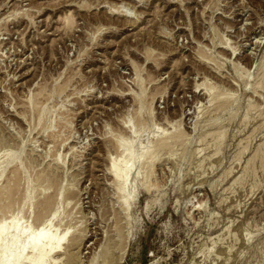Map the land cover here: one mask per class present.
I'll list each match as a JSON object with an SVG mask.
<instances>
[{"label":"rangeland","instance_id":"1","mask_svg":"<svg viewBox=\"0 0 264 264\" xmlns=\"http://www.w3.org/2000/svg\"><path fill=\"white\" fill-rule=\"evenodd\" d=\"M263 71L264 0H0V185L22 169L8 223L35 230L53 198L43 227L71 255L48 264H264V161L246 171ZM134 141L128 204L130 174L108 168Z\"/></svg>","mask_w":264,"mask_h":264},{"label":"bare ground","instance_id":"2","mask_svg":"<svg viewBox=\"0 0 264 264\" xmlns=\"http://www.w3.org/2000/svg\"><path fill=\"white\" fill-rule=\"evenodd\" d=\"M261 69V68H260ZM264 73V71L262 72ZM263 75V74H262ZM261 77H259V80L261 81ZM264 81V80H263ZM258 84L259 86L262 85V83L260 84L259 83H256ZM256 84L254 85L256 87V89L259 90V87L258 85L256 86ZM264 85V84H263ZM253 86V87H254ZM252 87V86H251ZM258 87V88H257ZM255 89V88H254ZM253 89V91H254ZM252 90V88H251ZM263 90V89H261ZM264 91V90H263ZM258 93V92H257ZM262 93V92H261ZM226 94V93H225ZM227 95V94H226ZM220 97V96H219ZM219 97H215V99L218 98L219 100ZM227 97V96H226ZM225 97V98H226ZM261 97V96H260ZM214 99V100H215ZM212 101V100H211ZM221 101V100H220ZM212 102H217L216 100L215 101H212ZM226 102L225 99L223 102H220V104H218L219 108L222 106V103ZM228 102V100H227ZM226 102V103H227ZM143 101H142V105H143ZM225 105V104H224ZM263 106H264V103H263ZM216 107V106H215ZM251 107V106H250ZM257 107V106H256ZM256 107L254 109H256ZM262 107V106H261ZM259 107V108H261ZM142 108V106H141ZM222 108V107H221ZM252 109V108H251ZM250 109V110H251ZM258 109V108H257ZM218 110V109H216ZM261 110V109H259ZM258 111V110H257ZM142 112V111H141ZM256 112V111H254ZM261 112V111H260ZM259 113V112H258ZM257 113V114H258ZM261 115V113L259 114ZM264 115V113H263ZM262 115V117H263ZM257 116V115H256ZM245 117V116H244ZM247 117V116H246ZM245 117V118H246ZM261 119V118H260ZM251 120V119H250ZM248 121V120H247ZM264 121V120H263ZM244 122V121H243ZM242 122V123H243ZM246 122V120H245ZM229 124V123H228ZM248 124V123H247ZM220 126V125H219ZM261 126L262 123H261ZM221 127V126H220ZM246 128V127H245ZM259 128V127H258ZM261 128V127H260ZM220 129H223V128H220ZM256 129V127H255ZM263 129V128H262ZM216 130V129H215ZM214 130V131H215ZM222 131V130H221ZM259 131V130H257ZM219 132V130H218ZM217 130H216V133H218ZM256 132V130H255ZM213 133V132H212ZM216 133L214 132V135L212 136H215L216 137ZM221 133V132H220ZM217 134L218 135H220ZM224 133V132H223ZM226 134V133H225ZM208 135V134H207ZM211 135V134H210ZM227 135V134H226ZM209 136V135H208ZM221 136V135H220ZM178 137H181V136H177V137H174L172 139H177ZM221 138V137H220ZM223 138V137H222ZM248 138V137H247ZM246 138V139H247ZM179 139V138H178ZM181 139V138H180ZM210 139V138H209ZM216 139V138H215ZM218 139V137H217ZM249 139V138H248ZM174 140V141H175ZM173 141V140H172ZM173 141V142H174ZM218 141V140H217ZM172 142V143H173ZM178 142V141H176ZM175 142V143H176ZM208 142H211V141H208ZM1 143V142H0ZM170 143V142H169ZM171 143V144H172ZM174 143V144H175ZM206 143V142H205ZM241 143V142H240ZM243 143H245V141H243ZM247 143V142H246ZM2 144V143H1ZM204 144V143H203ZM212 144L214 145V143L212 142ZM238 144V143H237ZM135 145V146H134ZM169 145L168 144V140L167 139H159L152 147H157V148H160V147H163V146H167ZM176 145V144H175ZM216 145V144H215ZM241 145V144H240ZM245 145V144H244ZM208 147H210L209 145H207ZM247 146V145H246ZM3 147V146H2ZM152 147L150 146V149H149V152H150V155L149 157H147L148 159L147 160V164L149 165V163L155 159V156H154V151L152 149ZM215 147V146H214ZM245 147V146H244ZM164 148V147H163ZM171 148V147H169ZM174 148V147H173ZM243 148V147H242ZM120 156L115 159V160H111L110 161V164H109V168H108V171L109 173L111 174V176H113V180L115 182V184L119 185L120 182H121V179H122V175H123V171L124 172H128L130 174V179L128 180V182L124 185V186H121L120 187V192H119V196L121 198H124L123 201L125 200V198H128L129 199V202L128 204L136 197L137 195V191H138V187H137V183H136V180L133 179V177L135 176V174L137 172H139V169L141 167V159L143 156V151L141 150V147L138 146V143L137 141H134L133 144H132V147L130 148L128 145H122L120 146ZM130 149H134L135 152L133 155H130L129 154V150ZM167 149V148H166ZM216 150V148H214ZM217 149H219V147H217ZM157 150V149H156ZM155 150V151H156ZM162 150V149H161ZM242 150V149H241ZM171 151V150H170ZM219 153V151H218ZM241 153V151H240ZM245 153V152H244ZM156 154V153H155ZM202 154V153H201ZM217 154V152H216ZM243 154V153H241ZM172 155V154H171ZM213 156V155H212ZM241 156V155H240ZM211 157V156H210ZM214 157H216L214 155ZM1 158V157H0ZM4 157L2 156V159ZM7 158V155L6 157ZM12 158V157H11ZM239 158V157H238ZM6 159L3 160V162L5 161ZM10 160V159H9ZM150 160V162L148 161ZM209 160V159H208ZM250 160V159H249ZM256 160H263L264 161V149L263 148H259L256 153L254 155H252L251 157V160H250V164L248 165L247 164V167H249L248 169H246V171H248L249 175L253 172V169H254V163ZM224 161V160H223ZM258 161V162H259ZM1 162V161H0ZM11 162V161H10ZM13 162H17L19 163L18 161L14 160ZM149 162V163H148ZM203 162V161H202ZM17 163H15L17 165ZM143 164H146V162H142ZM152 163V162H151ZM150 163V164H151ZM238 163V162H237ZM260 163L264 164V162H261ZM262 164V165H263ZM200 165V164H199ZM18 166V165H17ZM146 167V165H145ZM200 167V166H199ZM19 169H16L17 171H14L12 172V176L7 180V178L5 180H7V182L5 184H3L2 186L0 185V195L2 196V204H1V209H2V212H4V216H7V214H10V217H4L2 218V220L0 221V264H22L23 262H26V264H48L49 260H51L52 258L51 257H55V256H58V258H61L63 256H69L71 255L70 254V251L68 250V246L66 245L64 247V240L67 236V234H65L64 236H62L56 243H55V238L56 235L54 234H49L46 242L44 243L45 239H46V232L44 230V223L47 221V222H50L54 216H56L58 213V208H57V204H56V201H55V206H53V198L52 197H47L46 199L44 198V201L42 202L44 205H40L42 204L41 202L38 204V208L39 206H42L41 208L43 209V211L41 209H39V212L38 209H37V212L39 213H36L35 217H32V218H35V221L34 224H38L37 227L35 228V230H33L34 228H31L33 225L30 226L29 223H25V222H28V221H19L17 223H14L13 225H10L8 223V220L9 219H16L15 217H20V219L22 220L23 217L20 216V213L22 212V206L19 207L18 205V210H15L14 212L11 210V206H12V202H13V199H15L14 195H17L15 194V189H17L18 187V174L17 175V172H21L22 173V169L20 168V163H19V166H18ZM24 168V167H23ZM198 168V166H197ZM245 168V167H244ZM258 168V166H257ZM261 168V167H260ZM21 169V171H19ZM143 169V168H142ZM232 169V168H231ZM230 169V170H231ZM263 169V168H261ZM260 169V171H261ZM197 171V170H196ZM199 171V170H198ZM259 171V172H260ZM256 172V170H255ZM264 172V171H262ZM254 173V172H253ZM252 173V175H253ZM21 175V174H20ZM47 175V174H46ZM248 175V174H247ZM264 175V174H262ZM23 176V175H22ZM20 178V177H19ZM29 179V177H27ZM245 179V178H243ZM249 179V178H248ZM34 180V179H33ZM35 181V180H34ZM4 182V181H3ZM32 182V181H31ZM32 184V183H31ZM27 190L25 191V193L23 194V196L21 195V197L23 198V200H25L24 202H27V201H30L31 199V194L29 193V190H30V187L27 186L26 188ZM36 189V188H35ZM36 191V190H35ZM228 191V190H227ZM32 192V191H31ZM35 194V192H34ZM0 196V198H1ZM19 196V195H18ZM126 199V200H128ZM19 200V199H18ZM18 200H14L15 201H18ZM21 200V199H20ZM34 200V199H32ZM228 200V199H227ZM35 201V200H34ZM58 201V200H57ZM22 202V200H21ZM20 202V203H21ZM17 203V202H16ZM15 203V205H16ZM36 203V202H35ZM126 204L125 207L128 205ZM14 205V204H13ZM32 205V204H31ZM37 205V204H36ZM47 205L49 208H52V207H55L52 209H45L43 208V206ZM13 207V206H12ZM17 208V207H16ZM25 208V207H24ZM30 208V207H29ZM32 209V208H31ZM65 209V208H64ZM27 210V209H25ZM1 211V210H0ZM48 212H50L49 214H47ZM1 214V213H0ZM31 214V213H30ZM3 215V214H2ZM32 215V214H31ZM23 216V215H22ZM26 217V216H25ZM24 217V218H25ZM26 219V218H25ZM33 223V222H32ZM25 224V225H24ZM31 228V229H30ZM245 235V234H244ZM233 236V235H232ZM229 237V235H228ZM236 237V236H235ZM227 238V237H226ZM226 238H223V239H226ZM220 238H218L217 240L219 241ZM222 239V240H223ZM229 239V238H228ZM242 239V237H241ZM44 240V241H43ZM234 240V238H233ZM236 241H237V238H236ZM213 243V242H212ZM72 242L69 243V245H71ZM214 244V243H213ZM238 244V243H237ZM79 247H76V249H78ZM234 248V247H232ZM79 252V251H78ZM233 252V251H232ZM77 253V252H76ZM73 253L72 257L75 258V261L73 264H78L80 263L79 262V256H77V254ZM101 255V254H100ZM217 257V256H216ZM215 258V257H214ZM260 258V257H259ZM263 258V257H262ZM260 261V260H259ZM51 262V261H50ZM49 262V263H50ZM229 262V261H228ZM52 264V263H51ZM93 264V263H92Z\"/></svg>","mask_w":264,"mask_h":264}]
</instances>
